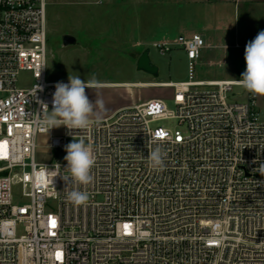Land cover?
I'll list each match as a JSON object with an SVG mask.
<instances>
[{"label": "built area", "instance_id": "2783aa9c", "mask_svg": "<svg viewBox=\"0 0 264 264\" xmlns=\"http://www.w3.org/2000/svg\"><path fill=\"white\" fill-rule=\"evenodd\" d=\"M47 23L48 0H0V264H264V121L256 95L230 99L236 80L196 78L206 38L154 42L188 58L187 80L162 82L174 109L154 97L73 130L96 161L93 182L78 186L90 199L76 206L60 176L73 135L37 123L59 82L47 77ZM23 72L31 84H19ZM43 135L61 154L49 162L36 161ZM155 138L162 172L146 159Z\"/></svg>", "mask_w": 264, "mask_h": 264}, {"label": "rangeland", "instance_id": "374dc122", "mask_svg": "<svg viewBox=\"0 0 264 264\" xmlns=\"http://www.w3.org/2000/svg\"><path fill=\"white\" fill-rule=\"evenodd\" d=\"M198 1L200 0H190L189 3L186 0H48V79L68 82L69 75H79L82 80H90L95 76L99 84L187 80L188 59L184 51L175 47L171 52L162 54L154 46V42L168 31L175 37L182 33L201 32V22L195 18L199 13L203 14L202 4H198ZM211 9L212 7L208 11ZM257 26L255 30L258 34L264 30V23ZM184 27L188 29L185 30ZM232 31L234 29L212 26L205 32V38L207 35L211 37L212 48L204 50L200 60L206 63H198L196 78H241L246 70L245 48L234 47L240 41L225 39V32L230 34ZM64 34L75 36L77 42L64 45ZM146 49H149L151 61L159 67L158 74L138 69V59ZM207 60L212 63H207ZM31 83L30 73L20 74V85ZM86 94L92 101H103V109L94 107V111L101 117L154 97L164 98L169 108H175L170 97L172 88L168 86L104 85L86 89ZM248 98L249 92L240 86H234L230 93L231 100L245 101ZM256 100L260 117L264 121V96L256 95ZM163 123L175 125L172 121ZM61 129L62 127L57 128L58 131ZM60 155L48 148L47 136L39 137L37 162H49ZM19 192L20 189L15 187V200L23 202Z\"/></svg>", "mask_w": 264, "mask_h": 264}, {"label": "clouds", "instance_id": "9594fccd", "mask_svg": "<svg viewBox=\"0 0 264 264\" xmlns=\"http://www.w3.org/2000/svg\"><path fill=\"white\" fill-rule=\"evenodd\" d=\"M244 59L246 70L241 74V78L236 80V83L253 95L264 96V30L258 32L256 37L246 44ZM99 86L95 76L90 80H82L79 75H69L67 83L56 82L55 91L52 94L51 110H49L48 103L42 100L38 101L42 109L37 122L39 128L49 134L51 129L64 126L69 130L67 134L73 135V130L80 132L87 130L93 123L99 125L102 117L94 111V107L99 106L100 109H103L104 103L100 99L92 101L86 94V89ZM37 88L40 86L37 85L36 90ZM79 132L73 135L72 141L64 146L66 155L63 159L67 163L63 169L69 175H60L66 186L72 185L71 189L67 191L66 199L76 206L84 205L90 199V193L80 190L78 186H87L93 182L91 173L96 162L92 146L87 144L83 138H75ZM153 143L154 147L146 145L148 148L146 159L153 170L162 172L166 167L167 153L158 142V138H155ZM56 166L61 167L60 164H56ZM48 174L49 168L45 165L39 175L43 178Z\"/></svg>", "mask_w": 264, "mask_h": 264}, {"label": "crops", "instance_id": "0c3cea01", "mask_svg": "<svg viewBox=\"0 0 264 264\" xmlns=\"http://www.w3.org/2000/svg\"><path fill=\"white\" fill-rule=\"evenodd\" d=\"M187 3L190 0H186ZM202 4V15L199 13L197 15L198 21L201 22V32H188L182 33L180 35L191 36L194 33H199L204 36L205 32L208 29H211L212 26L216 28H230L232 33L225 32V39H229L232 42L240 41V42H248L249 39L254 38L257 33L256 30L258 28L257 25L260 23H264V0H200L198 4ZM208 7V8H207ZM212 7L210 11L208 9ZM207 8V9H206ZM188 15V14H187ZM202 21H201V20ZM203 22V24H202ZM183 29H188L184 27ZM189 31V30H187ZM178 37V36H177ZM175 36H172L171 32H165L161 35V38L157 41L161 40H171L175 39ZM209 35H207L206 40L208 43V47L203 49L202 56L204 50H211L212 44H210ZM227 43V42H225ZM185 53V52H184ZM186 55V53H185ZM187 57V55H186ZM188 59V58H187ZM199 64H203L206 61H199ZM207 63L211 64V60H207ZM198 79V78H197ZM200 80H209L213 78H199ZM231 80V79H226ZM122 83H139V82H122Z\"/></svg>", "mask_w": 264, "mask_h": 264}, {"label": "water", "instance_id": "95a60500", "mask_svg": "<svg viewBox=\"0 0 264 264\" xmlns=\"http://www.w3.org/2000/svg\"><path fill=\"white\" fill-rule=\"evenodd\" d=\"M63 44L69 45L77 42V38L71 34H64L62 37ZM138 69L143 70L150 74H158L159 67L155 65L149 56V49H146L143 54L140 56L137 62Z\"/></svg>", "mask_w": 264, "mask_h": 264}, {"label": "bare ground", "instance_id": "6f19581e", "mask_svg": "<svg viewBox=\"0 0 264 264\" xmlns=\"http://www.w3.org/2000/svg\"><path fill=\"white\" fill-rule=\"evenodd\" d=\"M100 86H104V85H112V86H142V87H151V86H155V87H159V86H168V84L166 83H143V82H139V83H112V84H99Z\"/></svg>", "mask_w": 264, "mask_h": 264}, {"label": "snow or ice", "instance_id": "6c2138e0", "mask_svg": "<svg viewBox=\"0 0 264 264\" xmlns=\"http://www.w3.org/2000/svg\"><path fill=\"white\" fill-rule=\"evenodd\" d=\"M178 99H180V98L178 97ZM0 147H2V145H0ZM51 223H52V226H55V221L54 220H52ZM60 256H61V254L57 253V258L58 259L60 258Z\"/></svg>", "mask_w": 264, "mask_h": 264}]
</instances>
